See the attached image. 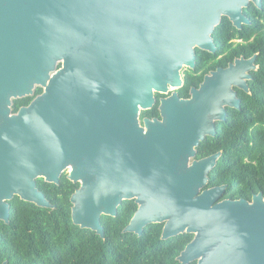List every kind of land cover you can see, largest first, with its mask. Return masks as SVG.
I'll return each instance as SVG.
<instances>
[{
	"label": "water",
	"instance_id": "95a60500",
	"mask_svg": "<svg viewBox=\"0 0 264 264\" xmlns=\"http://www.w3.org/2000/svg\"><path fill=\"white\" fill-rule=\"evenodd\" d=\"M251 3L262 8L263 0H0V58L12 44L24 58L25 77L33 68L30 53L44 48L47 76L58 43L63 66L60 158L54 152V109L43 107L53 104L54 75L50 101L39 98L0 120V219L9 222L2 197H10L12 167H24L22 197L53 208L35 177L57 181L70 165L69 176L80 183L70 198L74 224L104 237L102 216H116L123 199L136 198L139 207L123 231L142 235L147 225L162 223V239L192 233L176 257L180 264H264L257 254L264 252L263 191L251 200L232 199L222 198L226 184L208 186L221 150L190 163L201 142L215 135V120H225L227 107L240 108L235 87L249 91L256 54L206 75L189 98L176 91L183 71L196 66L197 48L216 52L213 33L223 16L237 29L252 23L244 13ZM116 55L126 79L119 151L106 149L101 112L94 110L93 135L76 139L69 111L74 76L95 94ZM171 91L160 100L161 119L129 125L139 109L154 106L156 93Z\"/></svg>",
	"mask_w": 264,
	"mask_h": 264
},
{
	"label": "trees",
	"instance_id": "16d2710c",
	"mask_svg": "<svg viewBox=\"0 0 264 264\" xmlns=\"http://www.w3.org/2000/svg\"><path fill=\"white\" fill-rule=\"evenodd\" d=\"M244 13L251 19L250 25L237 29L223 16L213 37L217 52L222 53L232 48L233 38L247 40L255 35L253 42L237 47L229 58L260 52V68L251 82L253 94H247L254 101L244 103L243 109L249 111L221 123L220 134L204 140L199 150L202 155L222 151L210 172V186L227 185L222 198L251 200L253 194L264 193V0L262 8L251 3ZM208 54L197 48V63ZM188 87L186 83L180 93L185 95ZM146 113L155 115L157 105ZM24 204L26 214L19 209L11 218L18 229L11 232V226L5 224L0 239L1 260L8 258L12 264H180L176 257L193 238L192 233H181L162 239V223L147 225L142 235L124 232L133 210L127 211L123 205L116 216H102L105 236L101 237L94 230L74 224L69 193L56 209Z\"/></svg>",
	"mask_w": 264,
	"mask_h": 264
},
{
	"label": "flooded vegetation",
	"instance_id": "af4514ba",
	"mask_svg": "<svg viewBox=\"0 0 264 264\" xmlns=\"http://www.w3.org/2000/svg\"><path fill=\"white\" fill-rule=\"evenodd\" d=\"M254 40L255 35L251 36L247 40L244 38H233L231 40L233 46L230 50L222 53L217 52V50L215 53L209 52L211 55L208 54L205 55V57H202L199 64L196 61L195 68H186L184 70L183 84L176 91L178 92L180 97L189 98L191 97V88H199L204 82L206 75L211 74L213 71L217 70L220 67H227L230 63H233L236 58H239L241 56H243L244 58H250L254 54H256V59L254 63L255 65H257V68L248 72L252 76L251 79L247 80V83L249 85V91H245L241 88L235 87V89L237 90V95L240 98V108L227 107V114L225 120H215V135H208L204 140H206L207 138L217 137L220 134L221 123L227 122L230 116H233L234 118L241 116L243 112L248 110L243 109L244 103L247 104L251 101H254V99L248 97L247 94H253L251 89V82L255 80L254 72L259 70L260 68V64L258 61L260 52L257 50L251 53L250 55H245L244 53H242L240 55L233 56L232 59H229L230 54H232L237 47L248 45ZM230 51L232 52L230 53ZM45 55V49L40 47L30 53L33 68L31 70L32 72L27 74L25 77L23 76V73L25 71L23 67L25 63L24 58L21 56L20 51L14 50L12 44L9 50L6 51V58L4 60L3 58H0V120L3 121L7 117H12L14 115L19 114L22 109L28 108L32 105V103H34V101L39 98L50 101L49 99L51 96V82L49 76L54 75V83L52 85L53 104H51V102H47L44 103L47 105L44 106L43 104V107L51 108L52 105L54 109V152L60 158V153H58V151H60L62 147L61 76L63 66L60 53L58 55V43H55L54 45V67L53 70L47 72V76L45 74V68L43 64L45 61ZM4 79L6 80L5 86L3 85L4 81H2ZM73 79L74 80L71 83L72 90L69 101V111L71 115L70 126L72 128V132H70L71 135L74 136L76 139L79 137L88 138L89 136L93 135L92 120L95 110L96 112H101V115L103 117L102 126L104 128L106 149L111 150L115 147L119 151L120 148H122L121 143L122 138L124 137V134H122V130L124 131L126 124V101L124 96V87L126 84V79L124 70L122 69L120 55H116L112 59L111 64L101 81L102 87H100L98 83L94 85L97 86V92L95 94L93 90L88 91V87L83 88L82 86H80L76 76H74ZM186 83L189 84V87L186 94L182 95L179 90L183 88ZM100 91L101 94H99ZM171 93L172 91L168 94L156 93L157 101L154 106L157 105V113L155 115H150L146 113L147 110L139 109L137 116L134 117V122L130 121L129 125L132 126L135 125V123L143 125V119L146 117L150 119H161L162 116L159 109L160 100L161 98L166 97ZM46 95H48V99H45ZM196 149V155L194 157H191L190 163L193 160H199L210 154H213L210 153L207 155H202L203 152H200L199 146ZM70 171L71 166H66L64 170L59 173L57 181H48L44 175H39L35 177L36 187L45 195V197L51 203L55 205L53 208L49 209H56L59 206L60 202L67 197L68 193L70 199L72 194L78 189L80 183L79 181H76L69 176ZM24 177V167L20 166L16 170L12 167L9 171L8 192L10 194V197H2L3 201L9 206V222H5L4 220L0 219V239L2 238V233L6 231L5 224L11 226V232H14L18 229L12 224V215L18 213L19 209L22 210L23 214H26L27 212L24 202L26 203L29 201L25 200L22 197L21 193L19 192L20 188L18 186V179L21 178L23 180ZM210 185L211 181L209 173L208 186ZM122 205L127 211L132 209L133 214L137 211L139 207V204L136 202V198L123 199L120 206ZM257 254L261 257V260L263 261L264 252H258ZM1 258H3V256L0 250V260ZM5 260H8L9 264H12L10 263L8 258L2 259L0 263ZM197 261L198 260H193L190 261L188 264H196Z\"/></svg>",
	"mask_w": 264,
	"mask_h": 264
},
{
	"label": "rangeland",
	"instance_id": "374dc122",
	"mask_svg": "<svg viewBox=\"0 0 264 264\" xmlns=\"http://www.w3.org/2000/svg\"><path fill=\"white\" fill-rule=\"evenodd\" d=\"M183 74H184V71H183Z\"/></svg>",
	"mask_w": 264,
	"mask_h": 264
}]
</instances>
